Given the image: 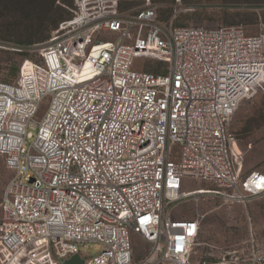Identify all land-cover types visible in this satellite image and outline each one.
I'll return each mask as SVG.
<instances>
[{
  "label": "built area",
  "instance_id": "1",
  "mask_svg": "<svg viewBox=\"0 0 264 264\" xmlns=\"http://www.w3.org/2000/svg\"><path fill=\"white\" fill-rule=\"evenodd\" d=\"M120 1L74 0L71 16L29 46L37 59L0 80V155L12 172L0 264H64L74 254L132 264V234L149 244L144 262L191 264L201 216L175 219L168 205L264 196V172L243 173L228 128L264 81V31L175 25L155 6L121 10ZM187 179L214 189L183 192ZM85 244L99 248L86 256ZM248 260L264 264V249Z\"/></svg>",
  "mask_w": 264,
  "mask_h": 264
},
{
  "label": "rangeland",
  "instance_id": "2",
  "mask_svg": "<svg viewBox=\"0 0 264 264\" xmlns=\"http://www.w3.org/2000/svg\"><path fill=\"white\" fill-rule=\"evenodd\" d=\"M74 0H0V80L13 82L25 59H37L29 46L45 41L59 23L71 16ZM155 6L158 18L168 21L175 15V25L215 27L243 25L246 33L264 31V0H121V10ZM21 49V50H16ZM146 61L147 69L155 71L159 64ZM244 152L242 171L264 172V81L253 96L244 99L228 123ZM0 155V202L4 187L11 177ZM213 190L211 183L185 180L183 192L192 189ZM175 219L201 216L200 231L192 246L190 263H213L236 258L234 264H250L248 257L264 249V196L246 204L226 203L222 198L204 195L184 198L167 206ZM1 216V209H0ZM99 244L80 246L86 256H93ZM132 264H169L143 261L149 244L139 235H131Z\"/></svg>",
  "mask_w": 264,
  "mask_h": 264
},
{
  "label": "water",
  "instance_id": "3",
  "mask_svg": "<svg viewBox=\"0 0 264 264\" xmlns=\"http://www.w3.org/2000/svg\"><path fill=\"white\" fill-rule=\"evenodd\" d=\"M64 264H84V258L79 254H74Z\"/></svg>",
  "mask_w": 264,
  "mask_h": 264
}]
</instances>
